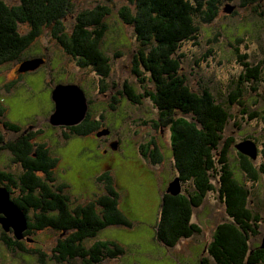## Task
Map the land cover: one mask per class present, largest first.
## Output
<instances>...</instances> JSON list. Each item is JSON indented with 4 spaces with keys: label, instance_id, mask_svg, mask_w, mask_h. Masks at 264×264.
I'll use <instances>...</instances> for the list:
<instances>
[{
    "label": "trees",
    "instance_id": "16d2710c",
    "mask_svg": "<svg viewBox=\"0 0 264 264\" xmlns=\"http://www.w3.org/2000/svg\"><path fill=\"white\" fill-rule=\"evenodd\" d=\"M224 2L237 3L239 8L264 6V0H125L126 4L116 13L121 23L131 28L137 43L131 73L138 79V90L124 83L117 94L132 104H141L144 100L151 103L158 117L151 123L153 128L166 127L169 132L170 168L181 183L188 181L192 187L191 191H182L176 196L161 193L155 239L166 247H174L181 240L200 233V227L191 223L190 217L206 193L212 192L224 205L226 219L215 224L205 248L206 256H201L199 263L264 264V249L251 243V238L258 233L261 215L251 207L250 201V186L257 184L261 175L264 177V143L257 149L261 157L257 166L253 165L254 160L236 151L237 163L231 168L229 160L235 143L231 136H223L228 122L234 118L229 108L234 105L245 108L242 97L247 92L256 93L264 81V64H252L248 55L240 54L237 44L243 41L236 38L232 50L241 72L231 82L233 89H228L226 102L220 103L213 98L208 85L200 83L195 92L187 86L181 71L183 55L178 53L182 43L197 38L198 28L193 19L211 22ZM72 3L73 0H18L10 6L0 0V66L14 60L20 65L22 52L44 29H49L50 37L66 56L74 59L77 66L89 67L99 76L102 90L104 79L109 76V64L101 40L107 29L104 18L111 9L97 4L77 13L71 32L65 33L62 18L71 13ZM230 14H236L234 9ZM259 15L264 21V9ZM21 24L26 27L23 33L19 30ZM86 102L90 108L92 102L89 99ZM98 107L105 110L102 104ZM109 108L115 109L112 105ZM252 116L256 114L248 119ZM0 126L15 135L3 142L0 134V154L7 151L11 163L21 169L17 175L0 170V186L25 213V238L29 239L36 231L56 232L54 244L45 256L54 264H100L121 256L124 251L117 243L94 240L106 227H131L129 219L118 209V194L107 164L95 177L103 193L84 203L71 201L66 186L57 182L54 175L58 159L47 145L35 142L39 130L22 132L20 126L6 119V108L1 102ZM100 127L87 107L79 124L64 130L59 128L65 141L74 135H93ZM137 149L149 163L161 165L163 156L153 138L138 144ZM10 238L13 243L10 250H24L13 247L19 242ZM32 254L39 264L45 263L40 251Z\"/></svg>",
    "mask_w": 264,
    "mask_h": 264
},
{
    "label": "rangeland",
    "instance_id": "374dc122",
    "mask_svg": "<svg viewBox=\"0 0 264 264\" xmlns=\"http://www.w3.org/2000/svg\"><path fill=\"white\" fill-rule=\"evenodd\" d=\"M3 1L10 6L18 3V0ZM97 4L111 9L104 18L107 29L101 40V48L109 64V76L104 79L102 90L98 84L99 76L89 67L77 66L75 60L66 56L53 41L49 29H44L19 57L22 62L42 57L34 70L19 71V62L15 60L0 66V102L6 108V119L20 126L24 133L39 130L35 142L47 145L58 159L54 175L57 182L66 186V194L71 201L84 203L94 195L103 193L95 177L105 169L104 164L108 165L118 194V209L129 219L131 227L111 226L97 233L94 240L113 241L124 251L116 259L100 264H200V257L206 256L205 248L215 224L226 219L224 205L215 193L208 192L202 204L193 208L190 217V222L200 227V233L181 240L174 247H166L155 239L160 195L176 175L170 168L169 132L166 127L153 128L151 123L158 117L151 103L144 100L141 104H132L117 94L124 83L138 90V79L131 73L137 43L131 28L121 23L116 13L126 4L125 0H112L110 3L104 0H73L71 13L62 18L63 32H71L77 13ZM226 4L233 6L235 15L222 11ZM263 9V4L259 8H239L237 3L224 2L211 22L202 23L197 22V18L193 19L198 28L197 38L182 43L178 50L183 55L181 71L190 89L195 92L198 85L204 83L210 87L216 101L226 102L228 89H233L231 82L241 72L232 50L236 38L243 41L237 44L240 54L248 55V61L252 64H264V21L259 15ZM19 30L23 33L26 27L21 24ZM7 83L10 87L9 84L6 86ZM58 84L78 85L86 95V101L89 99L92 102L90 108L87 106L90 116L100 123L101 127L95 133L102 132V129H108L109 133L101 137L74 135L62 141V129L47 123L53 109L51 91ZM147 86L151 87L150 84ZM242 101L245 108L235 105L229 108L234 118L228 122L223 136H231L235 144L250 139L256 143L259 151L264 143V81L256 93L247 92ZM101 104L105 110L98 107ZM110 105L115 109L111 110ZM253 113L256 116L249 120ZM0 134L3 142L15 136L1 126ZM103 138H106L108 146L116 143V148L103 147ZM150 138L159 146L163 156L161 165H152L139 155L138 144ZM258 151L253 161L255 166L261 161ZM235 153L232 148L229 160L231 168L237 163ZM0 170L14 175L21 171L19 166L11 163L7 151L0 154ZM191 188L190 182L179 181V193L191 191ZM250 189L251 207L261 215L258 233L251 238V243L259 244L264 236V177L261 175L258 183L250 186ZM53 233L56 235V232ZM53 233L36 231L29 237L30 242H21L25 252L0 247V264H39L36 255L32 254L37 250L43 254L44 264H54L46 259L54 244Z\"/></svg>",
    "mask_w": 264,
    "mask_h": 264
},
{
    "label": "water",
    "instance_id": "95a60500",
    "mask_svg": "<svg viewBox=\"0 0 264 264\" xmlns=\"http://www.w3.org/2000/svg\"><path fill=\"white\" fill-rule=\"evenodd\" d=\"M233 7L226 5L223 12L230 14ZM41 60L32 59L23 61L19 66V71L34 70ZM85 94L76 84H58L52 88L51 101L53 103L52 113L47 119V123L51 127H73L79 124L85 117L87 102ZM107 129L102 132L93 134L95 137L107 135ZM111 149L116 148V143L110 146ZM235 151L242 155L255 160L257 156V148L251 140H242L234 145ZM170 196L179 194V179L174 177L168 184L165 192ZM0 226L4 232L10 231L14 240H24L23 233L27 229V219L25 213L10 199L9 192L0 186ZM30 242V240H26ZM259 248L264 249V236L259 242Z\"/></svg>",
    "mask_w": 264,
    "mask_h": 264
},
{
    "label": "flooded vegetation",
    "instance_id": "af4514ba",
    "mask_svg": "<svg viewBox=\"0 0 264 264\" xmlns=\"http://www.w3.org/2000/svg\"><path fill=\"white\" fill-rule=\"evenodd\" d=\"M108 136H106V138H107ZM106 138H103L102 140H103V143H102V146L103 147H110V146H108V144H106ZM114 138V137H113ZM101 139V138H100ZM115 139V138H114ZM108 166V165H107ZM106 166V167H107ZM9 235H11L10 234V231H8V232H4L2 229H1V226H0V247H2L3 249H5V250H10L9 249V247H12L11 245L13 244L12 243V240H11V238H10V236ZM13 238V237H12ZM25 240H30V239H27V238H25L24 237V240L22 239V240H19L18 242L19 243H17V245L16 246H13V247H25L21 242H27V241H25Z\"/></svg>",
    "mask_w": 264,
    "mask_h": 264
},
{
    "label": "clouds",
    "instance_id": "9594fccd",
    "mask_svg": "<svg viewBox=\"0 0 264 264\" xmlns=\"http://www.w3.org/2000/svg\"><path fill=\"white\" fill-rule=\"evenodd\" d=\"M25 237V236H24Z\"/></svg>",
    "mask_w": 264,
    "mask_h": 264
}]
</instances>
